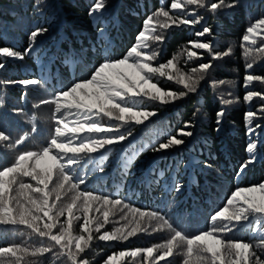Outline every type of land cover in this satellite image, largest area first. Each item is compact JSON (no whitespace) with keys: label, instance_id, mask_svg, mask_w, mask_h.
Here are the masks:
<instances>
[{"label":"snow or ice","instance_id":"6c2138e0","mask_svg":"<svg viewBox=\"0 0 264 264\" xmlns=\"http://www.w3.org/2000/svg\"><path fill=\"white\" fill-rule=\"evenodd\" d=\"M189 6H195L191 11ZM237 6V0H170L169 8L178 15L161 7L143 21V28L137 34L135 43L121 57L108 56L94 66L87 78L73 81L66 88L56 91L39 105H51V131L44 144L36 150H23L22 145L34 136L38 129L33 123L31 132H25L13 139L10 132L0 126V146L15 149L17 155L7 165H0V226H11L15 231L27 232L36 238L40 246H29L27 242L0 246V264H28L27 258L44 257L52 254L64 257L69 264H92L88 252L93 241H127L138 233L164 231L171 235L166 241L146 248L113 253L103 264H120L125 257H140L153 264L165 261L174 254H183V264H264V181L246 187H237L227 198L225 205L209 217L211 227L189 235L175 228L159 211H144L109 194L86 190V175L77 172L96 154L103 155L108 148L122 144L132 136L137 125H144L158 113L148 105H168L183 99L198 90L200 82L212 69L213 61L231 55L229 47L223 52L215 51L212 41H189L194 49L203 50L210 57L190 70L179 66V59L173 56L160 62L159 47L167 37L165 32L180 26L201 24L204 16L196 9L217 13L222 9ZM106 0H95L89 15L101 13ZM97 16V19H100ZM37 28L30 33V44L23 52L10 46L0 47V58L24 59L33 51L37 37L47 32ZM103 31V29H101ZM197 37L213 35L209 26L195 33ZM264 36V17L246 28L242 36V48L247 61L246 69L252 70L257 59H264V44L256 47L257 37ZM151 42V43H150ZM198 57L196 51L187 50L191 61ZM6 67L0 59V70ZM174 82L181 90L165 89L161 81ZM254 82L264 84V76L249 72L244 77L245 87ZM5 85L18 83L25 88L38 86L42 81L26 79L0 82ZM224 84L225 81L213 82ZM262 101L258 112L264 113V92L247 91L243 99ZM223 103H231L224 100ZM22 110H14L19 114ZM258 112L246 113L249 126L257 119ZM195 115V113H194ZM219 125L225 116L217 112ZM35 121V116L31 118ZM194 127L186 121L166 142L152 146L153 152L167 151L185 144L181 137H191ZM261 127L257 124L256 128ZM123 129V131L121 130ZM219 130V129H217ZM248 134H255L249 127ZM257 144L249 142L246 151L249 158L240 166L241 175L256 162ZM204 167H211L204 161ZM94 171L104 172L102 165ZM85 190H81V186ZM182 185L175 183L169 192H180ZM127 210V211H125ZM120 213L119 220H112ZM61 218H64L63 220ZM111 231L109 224H118ZM156 221V227H152ZM241 227L251 228L256 242L233 239L230 233ZM158 253V254H157Z\"/></svg>","mask_w":264,"mask_h":264},{"label":"trees","instance_id":"16d2710c","mask_svg":"<svg viewBox=\"0 0 264 264\" xmlns=\"http://www.w3.org/2000/svg\"><path fill=\"white\" fill-rule=\"evenodd\" d=\"M94 3L95 0H57L59 22L52 25L56 15L42 11L36 0H0V47L9 45L20 52L29 47L30 39L23 28V18L29 20L30 31L48 29L24 59L0 58L6 65L0 82L37 79L42 81L41 85L47 91L55 93L90 74L102 59L108 56L118 58L126 53L142 30L143 21L157 9L163 7L170 14L178 15L170 10V0H106V8L90 16L89 10ZM194 8L189 6L186 11ZM196 11L204 16L201 24L173 26L165 32L167 39L162 45H151L161 50L160 62L177 56L179 66L185 70L208 62V54L194 49L188 43L190 40H210L214 50L219 52L230 47L231 55L213 61L214 66L200 82L197 92L189 93L172 104L148 105L158 113L149 123L142 127L135 126L132 136L125 142L108 148L102 156L96 154L77 169L81 175L87 174L86 190L109 194L144 211H159L175 228L189 235L211 227L210 215L225 205L237 187L264 181V113L258 112L262 101L254 98L252 102H246L243 99L247 91L264 92V84L254 82L247 88L244 84V77L249 72L264 76V59L258 58L254 68L247 70L241 46L246 28L264 17V0H237L236 7L222 9L215 14L204 9ZM97 16L101 18L97 19ZM204 25L212 28L213 35L197 37L195 33L201 31ZM4 34L10 37L8 41L1 39ZM257 40L256 47L264 44V36L257 37ZM187 50L196 51L198 57L189 61ZM218 81L225 83H213ZM160 86L174 91L182 88L166 80H162ZM32 87L0 83V92L4 96L0 113L3 108L9 109L12 103L26 101L25 96ZM224 100H231V103L225 104ZM221 109L225 111V116L218 125L216 114ZM249 111L258 112L251 126L246 121ZM35 118V121L31 119V123H37L38 133L43 119L38 114ZM186 121H191L194 127L185 130L194 134L191 137H177L184 139L185 144L167 151L151 150L152 146H158L166 142L169 136L176 135L178 129L184 128ZM257 124L261 127L256 128ZM249 127L255 129V134H248ZM249 142L257 144L256 162L237 175L240 166L249 158L246 151ZM14 158L0 159V165H7ZM204 161H208L211 167H204ZM98 165L103 166L104 172L93 170ZM175 183L183 186L181 191L169 192ZM81 190H85L84 185ZM120 215L118 213L110 219L118 221ZM122 223L109 224L106 228L111 231ZM156 225L157 222L152 221V227ZM170 235L167 229L157 232L149 229L148 233H138L127 241L103 242L94 239L88 258L92 264H103L107 256L113 253L150 247L166 241ZM229 236L256 242L251 228L247 227H241ZM24 242L29 246H40L36 238H30L27 232L15 231L11 226H0V246ZM39 259L45 264H69L64 257L52 254ZM183 259V254H174L167 258V262L157 264H183ZM120 264L153 262L151 258L144 261L141 255L125 257Z\"/></svg>","mask_w":264,"mask_h":264},{"label":"rangeland","instance_id":"374dc122","mask_svg":"<svg viewBox=\"0 0 264 264\" xmlns=\"http://www.w3.org/2000/svg\"><path fill=\"white\" fill-rule=\"evenodd\" d=\"M39 7L42 11L55 14L56 18L53 22H51L52 25L58 24L59 22V11L60 9L57 6V0H36ZM57 23H54V22ZM18 25H20V22L16 21ZM22 25L25 31H27V37L30 39V33L29 30V20L26 18L22 19ZM9 36L7 34L2 35L1 39L3 41H8ZM43 36L40 35L37 37V40L35 43H39L42 40ZM151 43V42H150ZM9 46V45H6ZM30 55V54H28ZM11 59V58H6ZM4 69L0 70V79H2L4 74ZM89 74L84 75L83 78H87ZM54 95V93H51L50 91H47L45 87L42 85L33 86L29 93L25 96L27 97L26 101L20 102V103H12L11 106H9V109H2L3 112L0 113V126L3 127L4 130L11 133L13 139L18 138L19 135L25 133V132H31V128L33 126V123H31V118L35 115H40V118L43 119L42 123L39 125V132L35 134L34 136H31L29 141L25 143V145L22 147L23 150H32L40 147L42 144H44L47 140V135L51 131V112L52 107L51 105H39V102L43 99H49ZM3 94L0 92V103L3 101ZM1 108V106H0ZM22 110L21 113L17 114L14 112V110ZM25 110V112H24ZM13 111L14 113H11ZM152 118H150L149 121L145 122L144 125H137V126H145L147 123L151 121ZM37 123H35V126ZM34 144V145H33ZM0 153L1 157L0 159L6 160V159H13V156L17 155V151L15 149H8L5 146H0ZM28 264H45V262L39 257L33 259V258H27Z\"/></svg>","mask_w":264,"mask_h":264}]
</instances>
